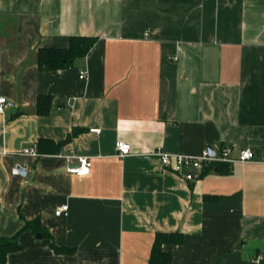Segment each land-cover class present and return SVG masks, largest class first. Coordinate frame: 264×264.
Listing matches in <instances>:
<instances>
[{
  "label": "crops",
  "instance_id": "obj_1",
  "mask_svg": "<svg viewBox=\"0 0 264 264\" xmlns=\"http://www.w3.org/2000/svg\"><path fill=\"white\" fill-rule=\"evenodd\" d=\"M73 36L97 43L38 66ZM0 97V236L23 246L7 264H150L157 233L176 232L171 264H264V0H0ZM40 140L59 151L22 155ZM222 147L254 159L187 180L154 155ZM69 154L90 173H69ZM36 219L51 238L24 230Z\"/></svg>",
  "mask_w": 264,
  "mask_h": 264
},
{
  "label": "trees",
  "instance_id": "obj_2",
  "mask_svg": "<svg viewBox=\"0 0 264 264\" xmlns=\"http://www.w3.org/2000/svg\"><path fill=\"white\" fill-rule=\"evenodd\" d=\"M96 38L73 36L70 39L68 48H41L36 54V62L41 69L56 71L72 66L75 60L87 56L89 50L96 42ZM37 104V114L45 116L51 111L53 103V96L40 95ZM43 143H49V148L43 151ZM60 143H54L50 140H40L38 144L39 152H46L56 154L59 151ZM206 200H214L215 197L206 196ZM24 230H28L33 234L41 232L47 238H51L48 230L41 225L40 220L26 222ZM18 235L14 237H1L0 236V264H7L6 258L12 252H19L23 246L19 243ZM184 242V234L181 232L176 233H157L155 245L153 246L152 259L150 264H171L172 255L163 250L164 244L179 245ZM51 248L58 254L72 253V248L60 247L55 241H52Z\"/></svg>",
  "mask_w": 264,
  "mask_h": 264
},
{
  "label": "built area",
  "instance_id": "obj_3",
  "mask_svg": "<svg viewBox=\"0 0 264 264\" xmlns=\"http://www.w3.org/2000/svg\"><path fill=\"white\" fill-rule=\"evenodd\" d=\"M86 73L83 72L80 74V79H85ZM7 99L5 97H0V113L5 112L7 106ZM93 131L98 132V129ZM117 153L120 158H124L131 154V145L126 142H118L116 145ZM154 153L157 156L161 163L175 171L178 174L183 175L187 180H195L197 177V172L209 171L215 168L219 164L232 165L235 163H245L254 159V153L251 149L245 148L239 151L238 155L234 157L232 155V149L228 147H222L218 149H205L200 156L192 157L182 154H169L163 150L158 149ZM22 155L28 158H37L40 156L37 145H34L30 148H26L22 151ZM66 158L70 162L68 167V172L84 176L90 173L92 166L91 161L87 157H77L74 154L66 155ZM77 158V163L73 164V159ZM22 166H16L12 173L13 175L21 174ZM69 206L62 205L55 211L56 216L68 215Z\"/></svg>",
  "mask_w": 264,
  "mask_h": 264
},
{
  "label": "water",
  "instance_id": "obj_4",
  "mask_svg": "<svg viewBox=\"0 0 264 264\" xmlns=\"http://www.w3.org/2000/svg\"><path fill=\"white\" fill-rule=\"evenodd\" d=\"M36 238H38V239H43L44 236L42 235V233H37V234H36Z\"/></svg>",
  "mask_w": 264,
  "mask_h": 264
}]
</instances>
